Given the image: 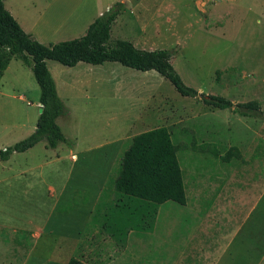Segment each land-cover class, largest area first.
<instances>
[{
	"label": "rangeland",
	"instance_id": "374dc122",
	"mask_svg": "<svg viewBox=\"0 0 264 264\" xmlns=\"http://www.w3.org/2000/svg\"><path fill=\"white\" fill-rule=\"evenodd\" d=\"M222 2L223 0H182L179 4L173 2L171 7L161 4L159 12L141 8L140 13L148 16L138 18L127 14L116 24L112 36L131 40L135 45L137 43V47L144 49H172L175 51L172 63L186 84L200 92L219 94L235 102L245 100L248 99L245 93L252 95L256 88L237 87L238 67L228 65L237 60L236 50L228 53V50H223V44L227 45L228 41L235 40L238 33L232 30L230 39H224L221 28L223 17L219 7ZM248 27L249 31L256 29L255 33L248 35L253 34V37L259 39L258 42L264 43V25L252 23ZM258 52L261 54L264 50L257 51V54ZM18 64L22 62L16 61L12 66L4 81V94L0 95V142H4V145H11V137L18 136H6L2 140L5 135L2 133L3 129L10 126L14 118L16 121L21 118L20 123L30 120V124L34 126L41 106L40 87L34 74L26 69H21V72ZM57 64L59 68L54 70L53 76L61 86L63 84L65 94L61 98L70 109L68 114L58 119V123L67 136H81L87 142L102 139L111 133L114 121L116 122L115 119L111 120L113 114L110 112H118L119 118L122 114L129 121L141 106V119L135 121L128 136L131 138L150 129L143 119L148 105L142 104L145 96H140L142 91L137 92L136 87L151 81L152 85H160L165 96L167 109L162 112L168 113V107L173 108V111L177 109V115H171L173 113L170 112L164 120L158 119L159 123L152 126L166 125L170 128L174 141L179 146L178 159L182 171L189 174L190 165L198 153H211V149L223 153L231 146H237L247 161L233 160L226 163L215 158L213 165L217 169L216 173L220 172L221 175L218 176L226 174L229 177L237 169H247L248 174L253 171L254 174L246 177L244 184H256L262 187L264 194V120L241 116L234 108L219 109L206 105L199 97L183 96L168 79L154 70L140 71L118 62L102 65L81 63L76 67ZM116 74L118 87L122 92H115L113 83H110V78H115ZM257 77H264V55L259 59ZM241 79L243 82L244 79ZM263 85L260 83L261 87L257 88L259 95L264 92ZM20 95L24 98L19 99ZM116 96L119 99L116 100ZM259 98L264 107V94ZM35 130L36 128L33 132ZM13 132L17 135L20 130L16 128ZM20 133L22 135L23 132ZM23 137L26 138H21L24 139ZM258 146L260 161H256L257 158L254 157ZM123 148L124 144L118 145L115 160L108 163L107 170L111 166H118ZM53 154V150L46 148L42 141L29 153L12 159L14 170L7 171V176H12L19 168L34 170L27 177L13 178L3 186L5 198L0 207V264H46V251L51 250L59 254L52 264H64L71 256H77L90 264H99L100 253H110L109 242L104 239L108 237L105 227L92 220L99 194L92 193L89 189H75L76 177L64 190L69 177L70 161L66 157L67 152H64L65 160L52 163L48 159L47 164L46 159ZM92 154H89V160H80L75 167L100 168ZM2 165L0 162V174L4 171ZM221 181L222 179H217L212 185L216 186ZM261 211L264 213V208ZM180 218L189 224L180 225ZM156 219L153 230L136 231L139 236L145 237V244L152 246L150 250L134 237L125 241L112 238V251L115 249L117 254L116 261L112 264H177V247H181L177 240L181 238L182 242H186L188 237L196 236L197 220L194 212L176 201H166L161 204ZM261 222L264 224V215ZM79 226L76 238L66 241L59 239L54 243L49 239L45 228H55V235L62 237L68 232H75ZM160 242L164 244L162 248L153 247ZM124 249L125 254L122 253Z\"/></svg>",
	"mask_w": 264,
	"mask_h": 264
},
{
	"label": "crops",
	"instance_id": "0c3cea01",
	"mask_svg": "<svg viewBox=\"0 0 264 264\" xmlns=\"http://www.w3.org/2000/svg\"><path fill=\"white\" fill-rule=\"evenodd\" d=\"M119 1L125 4V10L117 18L113 25V29L116 27V24L120 19H123L127 14H133L138 18H141L144 15L146 16L147 14L140 13L141 8L156 10L159 12V6L161 4L163 6L168 5V7H171L173 2L179 4L182 0H4L7 9L13 14L23 29L44 44L59 43L82 37L87 33L88 28L97 17ZM219 7L221 8L223 17L221 28L224 39H230L232 30H236L235 32L238 33L235 40L228 41L227 45L226 43L223 44V50H228V53H231L233 49L236 50L237 60H235L234 63H228V65L234 67L237 65L236 67H238L239 73L237 87H244L247 89L251 87L256 88V90H253L252 95H250L249 92L247 94L245 93V95L248 96V99L239 100L238 102L258 100L261 103L264 112L263 104L259 98L264 92L259 95L257 90V88L261 87L259 84L261 83V85H263L264 83V77H257L259 59L264 55V53L260 54L259 52L257 54V51L264 50V43L258 42L259 39L256 36L253 37V34L248 35L249 33H255L256 31V29H254V31H249L250 27L248 26L252 23L264 25V0H223L222 5ZM175 10H177L176 7ZM249 38H251V40ZM16 61L21 60L13 58L0 79V95L4 94V81ZM57 63L60 62L53 59L47 60V65L52 75H54V70L59 68L57 67ZM81 63L86 62H79L76 66ZM18 65H20L18 66L20 71L21 69H26L27 71L32 72V69L23 62ZM22 65L27 68H22ZM148 75L151 76L155 74ZM154 77L157 78L158 76ZM117 78L118 76L116 74L115 78H110V83H113L115 92H122V90H119ZM241 78L244 79L243 82ZM56 83L59 95L60 97H63V94H65L63 84L61 86L57 80ZM137 86H139L136 87L138 88L137 92L142 91L140 93L142 95L140 96H145L142 104L148 105V109L143 115L145 124L150 127L148 130L161 127V125H156L155 127L152 125L158 124V119L164 120L168 113L170 114L171 112L173 113L171 115H177V109H174L173 111V108L169 107L168 113L167 111L162 112L163 109H167V106L165 104V96L159 88L160 85L155 86L151 84V81H147L142 85ZM262 87H264V85ZM23 98L24 96H19V99ZM117 99L119 98L117 97L116 100ZM232 101L238 103L234 100ZM141 108L142 106L138 109V112L129 119V121L128 118H124L122 114L119 118L118 112H110L113 114L111 120L115 119L116 122L114 121L112 131L108 136L94 140L93 142H87L86 140H83L81 136L76 138L69 136L74 140L75 144L73 146H68L64 142L59 143L57 147L51 148L54 154L46 159L47 164L49 163L48 159H50L52 163L63 161L66 157L69 159V177L65 187H63L64 190L67 189L68 183L76 177L75 184L77 187H75V189L77 188V190L82 191L89 189L92 193L95 192L99 194L98 201L92 214V220L95 224H101L105 227L108 237H104V239L109 242L108 244L110 245L109 254L106 252L100 253L99 264L115 263L117 257L116 250L113 249L112 251V245L110 244V242L113 241V237L109 225L111 226L113 219L112 216L107 215V208L113 204L116 195V189L112 178L117 172V167L114 168L111 166V169L107 170L106 166L113 159L115 160L114 157L119 144H124L123 150L125 149V140L130 138L128 133H130L134 127L135 121L141 119V114L143 113L140 112ZM40 113L39 110V113L35 117L36 124L34 126L30 124V120L20 123L21 118L18 121L14 118V122L10 123V126L3 129L4 131H2V133L5 135L2 140L6 139V136H18L11 137L12 141L9 142H12L10 144L13 145L22 140V136L27 137L30 135L34 128L37 127ZM174 118L177 119L175 116ZM261 120H264V117ZM119 121H121V123H119ZM16 128L19 129L20 132H23L22 135L20 132L18 133L19 135L14 134V132L12 133ZM43 142L46 145V142ZM3 143L4 142H0V152L8 146H11L7 143L4 145ZM38 144H40V142L24 152L13 153L8 160H2L0 158V162L3 164L2 166H4V168L2 167L4 171L0 174V207L3 206L5 198L3 197L4 184L11 181L13 178L27 177L29 172L34 170V168H19L16 172L14 171L12 176H7V171L14 170L13 165L11 164L12 159L20 154L29 153V151H32V149ZM46 148L49 147L46 146ZM259 148L260 146H258L254 152V157L257 158L256 161H260ZM64 152H67L66 157L63 156ZM89 154L94 155L96 161L99 162L97 166L100 168H76L75 166L78 161L90 159ZM215 158L216 157L211 153H198L193 163L190 165L189 174L183 172L187 194V203L185 206L194 212V217L197 222H195L196 236L193 235L192 237L190 236L191 238L188 237L186 242H182L183 239L181 240V238L178 237L180 240H177V244H180L181 247H177V264H263L264 224L261 222V217L264 215L261 211L262 208H264L263 189L256 184L251 186L244 184L246 177L254 174L253 171H250L248 174L247 169L244 168L237 169V171L229 177H227L226 174L218 176L221 174L220 172L216 173L217 169H215L213 165V159ZM244 159L245 161H239L246 162L247 160L245 156ZM203 160H205V163ZM217 179H222L221 183L213 186L212 184ZM89 184H91V187L93 188H90ZM102 210L104 212H102ZM185 223L189 224L182 218L179 224L181 225ZM80 224H82L81 221ZM29 227L30 229H33L31 226ZM45 228L48 232L47 235L50 237L49 239L54 243L59 239L66 241L76 238V232H78L80 226L75 232H68L62 237L55 235V228ZM37 229H39V227H37ZM151 230H153V228L150 229V231ZM136 231L141 230H131L127 238L130 240L131 237H134L136 240H140L143 247H148V250H150L152 246L145 244V237L139 236ZM177 233L179 232L177 231ZM163 246L164 244L162 242L153 245L155 248H162ZM122 253L125 254L126 250L124 249ZM46 256V264H52L56 261L54 259L59 257V254L54 250H51L50 252L46 251ZM71 257L66 262L62 259V261L65 262L64 264H67Z\"/></svg>",
	"mask_w": 264,
	"mask_h": 264
},
{
	"label": "trees",
	"instance_id": "16d2710c",
	"mask_svg": "<svg viewBox=\"0 0 264 264\" xmlns=\"http://www.w3.org/2000/svg\"><path fill=\"white\" fill-rule=\"evenodd\" d=\"M124 10L125 4L116 2L95 19L82 37L44 44L27 33L7 9L4 0H0V79L13 58L21 60L32 69L40 87V104L43 105L36 130L1 150L2 160H8L13 153L24 152L41 141H45L49 148H55L61 142L68 146L75 144L57 121L60 116L69 113V108L59 95L56 80L47 65L48 59L68 67H74L79 62L99 65L113 61L140 71L155 70L183 96L199 97L206 105L219 109L234 108L241 116L263 119L264 112L258 100L234 103L225 96L200 92L186 84L172 63L175 54L172 49H144L131 40L113 38V25ZM126 144L112 178L116 195L107 214L112 216L113 222L109 227L117 241H125L131 230L152 229L164 202L187 203L183 171L178 159L179 146L169 127L141 132ZM209 151L224 162L245 161L237 146H231L223 153L217 149ZM67 264L89 263L73 256Z\"/></svg>",
	"mask_w": 264,
	"mask_h": 264
},
{
	"label": "water",
	"instance_id": "95a60500",
	"mask_svg": "<svg viewBox=\"0 0 264 264\" xmlns=\"http://www.w3.org/2000/svg\"><path fill=\"white\" fill-rule=\"evenodd\" d=\"M42 111H43V105H41V109H40V112L42 113Z\"/></svg>",
	"mask_w": 264,
	"mask_h": 264
}]
</instances>
